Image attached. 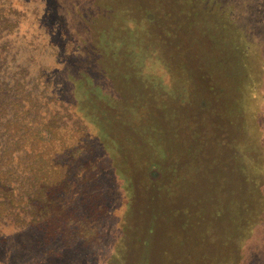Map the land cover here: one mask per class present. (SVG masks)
Returning <instances> with one entry per match:
<instances>
[{
    "label": "rangeland",
    "instance_id": "rangeland-1",
    "mask_svg": "<svg viewBox=\"0 0 264 264\" xmlns=\"http://www.w3.org/2000/svg\"><path fill=\"white\" fill-rule=\"evenodd\" d=\"M9 2L71 133L55 220L0 221V264H264V0Z\"/></svg>",
    "mask_w": 264,
    "mask_h": 264
},
{
    "label": "trees",
    "instance_id": "trees-1",
    "mask_svg": "<svg viewBox=\"0 0 264 264\" xmlns=\"http://www.w3.org/2000/svg\"><path fill=\"white\" fill-rule=\"evenodd\" d=\"M12 12L9 0H0V221L13 226H36L43 214L49 223L55 220V177L60 167L64 169V164L56 161L55 148L66 147L67 142L61 145L60 134L71 131L65 116L52 106L56 97H50L44 105L40 96L55 85L54 76L44 69L41 75H31L27 64L17 62L23 34L21 23L11 16ZM82 77L81 71L77 82L83 83ZM88 84L80 87L84 98L95 93V83ZM98 91L103 101V90ZM60 100L59 109L67 110ZM71 100L83 118L89 119L83 104ZM78 123L85 133L87 125ZM60 181L63 185L65 178ZM64 185L63 190H68V185Z\"/></svg>",
    "mask_w": 264,
    "mask_h": 264
}]
</instances>
